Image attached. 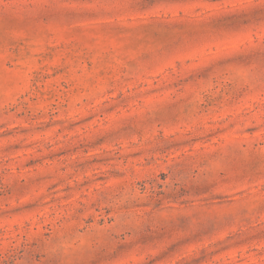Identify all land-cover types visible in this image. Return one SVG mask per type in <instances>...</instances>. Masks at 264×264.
<instances>
[{
  "label": "rangeland",
  "instance_id": "obj_1",
  "mask_svg": "<svg viewBox=\"0 0 264 264\" xmlns=\"http://www.w3.org/2000/svg\"><path fill=\"white\" fill-rule=\"evenodd\" d=\"M0 264H264V0H0Z\"/></svg>",
  "mask_w": 264,
  "mask_h": 264
}]
</instances>
